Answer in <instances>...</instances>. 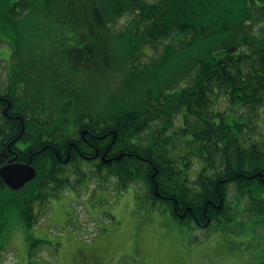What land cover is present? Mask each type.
Returning a JSON list of instances; mask_svg holds the SVG:
<instances>
[{
    "label": "trees",
    "instance_id": "16d2710c",
    "mask_svg": "<svg viewBox=\"0 0 264 264\" xmlns=\"http://www.w3.org/2000/svg\"><path fill=\"white\" fill-rule=\"evenodd\" d=\"M38 1H50L51 10L64 14L59 17L70 23L68 27L79 28L82 37L88 32L89 40L83 38L86 42L78 46V57L101 62L104 70L118 63L114 44L121 38L129 45L123 64L139 60L149 45L155 52V72L167 63L187 59L213 35L225 33L235 38L224 48H207L170 83L156 92L147 91L141 106L132 105L123 95L107 101L100 96L101 106L95 117H104L106 127L117 133V148L128 155H123L118 164L113 162L112 168L102 166L97 175L102 176L101 170L106 168L123 189L140 181L147 188L151 205H166L181 224L228 225L245 213L247 219L255 220L254 229L264 228V123L257 124L264 109V0H19L17 4L20 10L31 11ZM66 52L58 60L67 58ZM95 71L97 67L92 68V74ZM58 74L59 79L44 80L40 103L38 98L25 100L32 110H26L22 117L30 123L40 116L43 137H48L51 128L71 122L57 114V109L66 105L53 87L74 85L77 72L65 65L58 67ZM131 84L127 80L126 86ZM73 88L69 89L72 97ZM220 100L227 103L225 111L216 109ZM10 101L9 115H21L24 100L16 96ZM77 102L75 98L69 103L68 110ZM104 102L106 110L102 109ZM89 103L91 108L96 105ZM38 106L40 115L34 110ZM80 108L82 113L86 106ZM231 115L236 119L231 120ZM0 116V123L9 125L0 127L1 144L4 139L11 141L21 124ZM145 158L151 160L150 164L144 162ZM188 170L196 174L185 186L182 172ZM59 173L38 170L28 185L32 191L9 190L13 195L8 202L19 207L27 226L37 221L32 216L34 203L41 207L46 196L64 186ZM6 190L0 179V193ZM218 204L220 209L215 207ZM186 207H191L192 213L181 220L178 214Z\"/></svg>",
    "mask_w": 264,
    "mask_h": 264
},
{
    "label": "rangeland",
    "instance_id": "374dc122",
    "mask_svg": "<svg viewBox=\"0 0 264 264\" xmlns=\"http://www.w3.org/2000/svg\"><path fill=\"white\" fill-rule=\"evenodd\" d=\"M17 1L0 0V48L7 49L11 59L58 60L72 45H82L83 38L89 40L88 32L82 37L79 28L68 27L70 23L59 17L64 14L51 10L50 1L33 4L31 20L21 19L25 14L16 6ZM206 40L187 59L167 63L155 72V52L149 45L139 60L123 64L129 45L121 38L114 44L119 59L115 66L112 63L99 74L98 62L90 61V69L97 67L98 72L91 75L93 82L86 91L89 101L85 99L84 105L93 102V109H99L100 96L107 101L123 95L132 105L141 106L147 91L156 92L170 83L207 48H224L235 38L222 33ZM161 51L162 46L158 54ZM127 80L132 81L131 86H126ZM226 104L220 100L216 109L225 111ZM102 109H107L106 102ZM260 111L259 126L264 123V109ZM229 118L236 119L234 115ZM84 169L90 170L89 166ZM88 175L87 189L71 191L70 203L62 202L61 197L51 199L40 209L45 215L32 227L25 224L19 207L9 204L13 193H0V264H264V228L254 229L255 220L247 219L245 213L228 225L189 229L170 210L159 209V203L151 205L146 199L147 188L140 181L132 182L120 195L115 178L102 174L97 180L96 173ZM78 178L81 176L72 179L71 185L78 187L82 181ZM88 208L95 209L99 217L92 218Z\"/></svg>",
    "mask_w": 264,
    "mask_h": 264
},
{
    "label": "flooded vegetation",
    "instance_id": "af4514ba",
    "mask_svg": "<svg viewBox=\"0 0 264 264\" xmlns=\"http://www.w3.org/2000/svg\"><path fill=\"white\" fill-rule=\"evenodd\" d=\"M16 13L20 14L19 12ZM23 14L25 15L21 16V19L31 20L29 17L30 12H23ZM66 51L69 57L63 60L18 61L10 58L7 49L0 48V115L5 118L16 119L21 124L19 131L11 141L7 142L4 139L0 144V170L10 165L27 164L36 173L38 170L40 172L46 169L60 170L59 176L64 180L65 189L71 191L72 179L81 176L78 180H82L81 183L85 185L89 173H95L102 166H110L107 169L112 168L111 164L113 162L118 164L123 157V153L120 148H117L116 131L113 128L106 127L103 116L96 118L90 107L82 112V120H80V107L73 108L71 111L67 107L57 109V114L63 117V121L71 120V122L59 124L53 130L51 128L48 137L42 136L41 129L43 125L40 116H38L37 122L30 123H27L28 118L22 117L25 116L26 110H32V107L26 104L28 101H37L36 98H38V102H41L40 96L44 89V80L60 78L58 74L59 66H72L73 71H76L77 74L73 76V79L75 78L74 88L73 85L68 87H57L55 85L53 87L55 93L64 97L65 104L73 103L75 98L88 101L86 91L91 86L90 60L79 58L81 50L74 45ZM70 88H73V97L70 96ZM16 96H20L24 103L19 111L21 115L17 113L11 116L8 113L9 108L12 106L10 100ZM34 110L35 114H41L39 106ZM72 114L73 116H70ZM8 126L4 122L0 123V127L4 129ZM48 127L50 126L48 125ZM21 129L23 132L20 134ZM134 156L138 158L137 155ZM150 161L148 158L144 159L147 164H150ZM87 166L90 168L89 171L84 169ZM107 169H102V172L106 175L109 172ZM195 174L192 170L183 171L182 183L187 186L188 178L194 177ZM109 177L114 178L112 175H109ZM25 188L29 189V186ZM29 190L32 191V188ZM215 191L218 192V187H215ZM35 192L38 193L39 190L36 189ZM47 198L51 201L49 197ZM182 213H184V216L187 213L191 214V207H186ZM60 217L63 219L64 215L61 216L60 214ZM199 226L204 225L200 224Z\"/></svg>",
    "mask_w": 264,
    "mask_h": 264
},
{
    "label": "water",
    "instance_id": "95a60500",
    "mask_svg": "<svg viewBox=\"0 0 264 264\" xmlns=\"http://www.w3.org/2000/svg\"><path fill=\"white\" fill-rule=\"evenodd\" d=\"M0 176L9 188L18 190L34 178L35 171L28 165H10L0 170Z\"/></svg>",
    "mask_w": 264,
    "mask_h": 264
}]
</instances>
